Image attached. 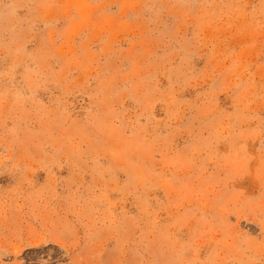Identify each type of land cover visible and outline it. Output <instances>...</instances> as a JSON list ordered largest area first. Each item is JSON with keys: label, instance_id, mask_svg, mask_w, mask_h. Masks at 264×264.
Here are the masks:
<instances>
[{"label": "rangeland", "instance_id": "rangeland-1", "mask_svg": "<svg viewBox=\"0 0 264 264\" xmlns=\"http://www.w3.org/2000/svg\"><path fill=\"white\" fill-rule=\"evenodd\" d=\"M0 264H264V0H0Z\"/></svg>", "mask_w": 264, "mask_h": 264}]
</instances>
